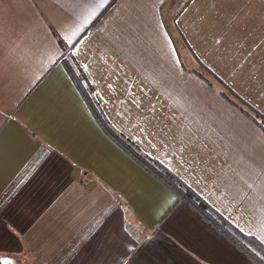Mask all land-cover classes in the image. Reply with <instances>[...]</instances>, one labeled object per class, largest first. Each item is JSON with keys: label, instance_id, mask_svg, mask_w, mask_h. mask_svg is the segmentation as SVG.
Wrapping results in <instances>:
<instances>
[{"label": "crops", "instance_id": "obj_1", "mask_svg": "<svg viewBox=\"0 0 264 264\" xmlns=\"http://www.w3.org/2000/svg\"><path fill=\"white\" fill-rule=\"evenodd\" d=\"M0 0V262L254 264L101 129L264 247V132L166 28L167 0ZM194 56L264 116V0H187ZM209 80V79H208ZM211 81V80H210Z\"/></svg>", "mask_w": 264, "mask_h": 264}, {"label": "trees", "instance_id": "obj_2", "mask_svg": "<svg viewBox=\"0 0 264 264\" xmlns=\"http://www.w3.org/2000/svg\"><path fill=\"white\" fill-rule=\"evenodd\" d=\"M189 2H186L182 8L173 15L172 29L177 34L180 43L184 49L192 55L197 66L201 70L200 73L194 72L209 86H216L219 89L220 95L231 105L237 108L241 113L247 116L253 123H255L264 132V116L249 106L239 96H237L229 87H227L215 74L207 69L192 53L185 38L181 34L176 25V19L179 14L185 9ZM167 32L178 51L177 41L175 36L166 24ZM64 69L66 70L71 81L81 94L86 106L91 112L95 121L99 124L103 132L111 138L119 147L133 157L145 170L155 176L158 180L169 187L177 196L178 201L186 203L193 209L201 218H203L213 229L220 233L226 240L234 245L247 258L252 260L254 264H264V247L252 237L245 236L230 226L225 220L217 215L211 208H209L197 195H195L189 188H187L181 181H179L173 174H171L161 164L147 157L139 154L135 146L128 142L125 138L115 134L111 129L105 116L92 96L93 89L87 82L86 77L77 65L72 66L67 60H62ZM209 79V80H208ZM211 80V81H210Z\"/></svg>", "mask_w": 264, "mask_h": 264}, {"label": "rangeland", "instance_id": "obj_3", "mask_svg": "<svg viewBox=\"0 0 264 264\" xmlns=\"http://www.w3.org/2000/svg\"><path fill=\"white\" fill-rule=\"evenodd\" d=\"M186 2H187V0H167L165 5L163 6V10H162L163 17H164L166 23H168L169 27L171 28V30L175 36V39L177 41V47L179 49H184V47L180 43V40L178 39L177 34L172 29L171 19H172L173 15H175Z\"/></svg>", "mask_w": 264, "mask_h": 264}, {"label": "snow or ice", "instance_id": "obj_4", "mask_svg": "<svg viewBox=\"0 0 264 264\" xmlns=\"http://www.w3.org/2000/svg\"><path fill=\"white\" fill-rule=\"evenodd\" d=\"M109 0H99L98 4H93L91 7H88L87 2L84 7L87 9L86 14L83 16L84 24L87 25L92 18L97 15V8H103L107 5ZM0 264H10V262H0Z\"/></svg>", "mask_w": 264, "mask_h": 264}]
</instances>
